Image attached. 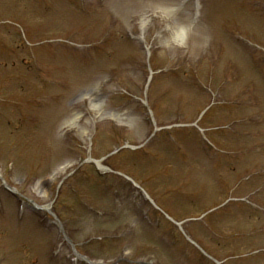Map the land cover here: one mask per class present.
I'll use <instances>...</instances> for the list:
<instances>
[{"label": "rangeland", "instance_id": "obj_1", "mask_svg": "<svg viewBox=\"0 0 264 264\" xmlns=\"http://www.w3.org/2000/svg\"><path fill=\"white\" fill-rule=\"evenodd\" d=\"M83 257L264 264V0H0V264Z\"/></svg>", "mask_w": 264, "mask_h": 264}, {"label": "bare ground", "instance_id": "obj_2", "mask_svg": "<svg viewBox=\"0 0 264 264\" xmlns=\"http://www.w3.org/2000/svg\"><path fill=\"white\" fill-rule=\"evenodd\" d=\"M180 37H182V36H180Z\"/></svg>", "mask_w": 264, "mask_h": 264}]
</instances>
